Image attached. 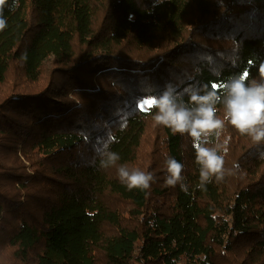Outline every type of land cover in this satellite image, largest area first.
<instances>
[{"label":"trees","instance_id":"1","mask_svg":"<svg viewBox=\"0 0 264 264\" xmlns=\"http://www.w3.org/2000/svg\"><path fill=\"white\" fill-rule=\"evenodd\" d=\"M0 7V85L22 81L0 89V264H264V139L225 118L223 89L264 82V0ZM169 88L189 109L191 92L219 89L223 127L200 144L223 157L222 180L201 188L193 138L137 106ZM108 151L120 159L103 168ZM121 165L154 179L130 190Z\"/></svg>","mask_w":264,"mask_h":264},{"label":"clouds","instance_id":"2","mask_svg":"<svg viewBox=\"0 0 264 264\" xmlns=\"http://www.w3.org/2000/svg\"><path fill=\"white\" fill-rule=\"evenodd\" d=\"M5 4V0H0V6ZM6 27V20L2 15L0 7V30ZM260 73L264 76V67L260 68ZM226 90L224 100L226 113L225 118L237 128L242 134L248 133L254 141L264 139V82L246 85L245 80L236 76L223 84ZM219 89H212L205 95H199L195 91L190 93V99L197 107L189 109L183 105H178L172 90H165L162 95L155 99L153 105L158 109L154 116L157 124H162L175 133H188L193 138V147L196 150V161L200 164V187L211 181L215 176L216 180H222L224 176V159L218 155L215 149L203 147L200 144L202 135L207 136L213 130L223 127V120L215 118L216 109L214 104L221 99L218 95ZM120 156L117 152L108 151L106 159H101V167L107 168L114 165ZM166 185L175 186L181 181L183 165L174 157L167 158ZM118 178L121 183L126 184L128 189L148 188L149 182L154 179L151 173L134 170L129 172L126 166L121 165L118 169ZM184 185L181 184L182 190Z\"/></svg>","mask_w":264,"mask_h":264},{"label":"rangeland","instance_id":"3","mask_svg":"<svg viewBox=\"0 0 264 264\" xmlns=\"http://www.w3.org/2000/svg\"><path fill=\"white\" fill-rule=\"evenodd\" d=\"M203 43H205V42H203ZM163 70L169 72V75H172L173 77L175 76L174 73H172L173 70H170L168 68L163 69ZM15 82L17 84H19V85L22 84L21 79L20 80H15L13 78H9V79H7V81H4L2 85H0V89L3 91V93H7V92H9L11 90V88L14 87L13 86V83H15ZM155 99H156L155 97H152V98H150V97L149 98H144L141 101V103H142L141 104V107L144 108V109L148 108L149 106L153 105V101L155 102ZM143 101H147V104H143Z\"/></svg>","mask_w":264,"mask_h":264},{"label":"snow or ice","instance_id":"4","mask_svg":"<svg viewBox=\"0 0 264 264\" xmlns=\"http://www.w3.org/2000/svg\"><path fill=\"white\" fill-rule=\"evenodd\" d=\"M245 78H246V77H245ZM212 85L215 86V87H217V88L220 87L219 82H212ZM154 103H155V102L153 101V105H154ZM141 104H142V103L138 102L137 106L140 107L141 110H143V108L141 107ZM143 104H147V101H143Z\"/></svg>","mask_w":264,"mask_h":264}]
</instances>
